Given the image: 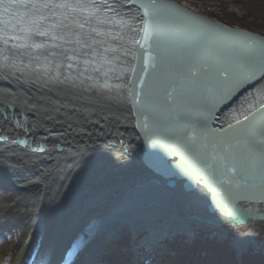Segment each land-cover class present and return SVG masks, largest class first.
Wrapping results in <instances>:
<instances>
[{
	"label": "bare ground",
	"instance_id": "obj_1",
	"mask_svg": "<svg viewBox=\"0 0 264 264\" xmlns=\"http://www.w3.org/2000/svg\"><path fill=\"white\" fill-rule=\"evenodd\" d=\"M176 2L188 7L185 1ZM196 7L188 8L209 17V12ZM150 8L158 17V28L149 29L144 36L129 95L127 89L0 69V111L7 115L0 113V137H8L0 144H10L17 150L0 147V164L12 169L14 175L10 176L26 177L15 185L17 190L28 187L36 193L31 239L12 264H28L35 233L54 213V200L48 206L50 199L42 178L48 180L55 172L68 178L58 196L75 189L82 193L74 204L65 206L77 219L65 225L63 237L68 236L58 242L61 245L53 252L50 264L64 262L67 250L89 225L103 222L104 240L115 237L116 229H109L128 221L133 224L134 219L121 214H125L124 209L137 207L134 204L171 210L172 226L189 233L188 226L195 221L178 217L173 202L180 198L185 206L197 195L185 194L181 186L168 191L163 184L167 179L155 170L210 184L220 192L218 200L233 208L246 194L256 197L257 203L243 207L264 208V45L222 34L172 9ZM81 85L109 101L89 99L80 90L66 89ZM21 116L24 121L13 124L12 118ZM18 136L31 139L32 146L41 141L47 149L38 153L16 145ZM143 142L151 155V166L142 159ZM125 144L129 146L127 152ZM62 145L66 152L81 147L112 149L110 159L96 165L88 160L57 164L55 153ZM29 155L34 159L26 168L9 163V158ZM168 156H173L169 162L179 158L180 164L168 169L163 161ZM104 180L111 183L94 188ZM137 187L143 188L141 193ZM257 223L262 222L250 224L239 237L240 250L256 238L260 230ZM43 243L33 264H38ZM88 246L72 264L83 263L92 248Z\"/></svg>",
	"mask_w": 264,
	"mask_h": 264
},
{
	"label": "trees",
	"instance_id": "obj_2",
	"mask_svg": "<svg viewBox=\"0 0 264 264\" xmlns=\"http://www.w3.org/2000/svg\"><path fill=\"white\" fill-rule=\"evenodd\" d=\"M230 1L243 9L242 17L227 10L222 16L213 13L208 16L233 28L248 29L264 36V0ZM33 197L32 193L19 194L0 185V257L7 258L8 264H12L27 238ZM210 231L199 230L193 237L177 234L148 249L139 241L145 231L132 239L133 232L124 226L90 264H135L133 248L139 252V264H264V252L256 249L244 253L240 263L231 237L219 241L209 237Z\"/></svg>",
	"mask_w": 264,
	"mask_h": 264
},
{
	"label": "water",
	"instance_id": "obj_3",
	"mask_svg": "<svg viewBox=\"0 0 264 264\" xmlns=\"http://www.w3.org/2000/svg\"><path fill=\"white\" fill-rule=\"evenodd\" d=\"M114 2H120L123 8L127 9H137L141 12L135 17L137 21H132L131 23H126V25L131 24V26H134V28L130 29V31H133V35L130 37L131 44H135L137 41L139 44L142 41L144 43V36L146 35V32L151 30L152 28H158V22H157V15L152 13L150 10L152 6H159L161 9L165 11H175L183 14V16H186L190 19H194L197 22L201 23L202 25H206L209 27L216 28L220 33H225L230 36H238L240 38H246L253 40L255 42H259L264 45V36H261L258 33H253L247 29H241L237 27H230L226 26L225 24H222L216 20L210 19L207 16L199 15L196 12L192 11L191 8H188L184 6L183 4L179 2H175L173 0H113ZM150 8V9H149ZM160 25H163V22L158 20ZM118 22V21H117ZM121 22L116 23L115 25H120ZM121 26V25H120ZM25 41H28V39H24ZM3 52V50H2ZM0 51V53H2ZM127 71V74L130 71V67L125 68ZM135 80L129 84L132 88V84ZM125 82V81H124ZM130 87V91H131ZM1 114L5 117L6 114H4L3 111H0ZM13 124L16 125L17 122L24 121V117L21 116L20 119L17 117H13ZM8 139L7 136H1L0 141H4ZM32 140L27 139L25 137H17L15 140V144L19 146L24 147H30L34 152H40L44 151L46 149V145H44L41 141L35 143V145L32 146ZM144 143V142H143ZM129 146L124 145V150L127 152ZM147 145H143L142 150V158L149 166L151 164L148 162L151 155L146 152ZM58 150H61V148H58ZM173 159V156H168L163 159V161L168 166V169H174L176 166L180 164V159L177 158L173 162H169ZM157 173H159L162 177L166 178L167 181H165L163 184L165 188L168 191L174 192L178 186L182 187V190L185 192V194H196L197 199H191V202L185 206L181 204L182 200L180 198H176L173 202V206H176V214L180 218L189 219L195 221V223L202 224L206 227H213L216 229H220L223 225H234L237 227H248L250 224H253L254 222H264V208L261 207H253V208H246L243 206H247L248 204H256V200L254 196H248L241 195V198L236 201V208H233L232 205L221 203L218 200V196L220 192L218 190L213 189L210 184L205 183H195L191 182L188 177L180 176L176 173H171L167 171L160 172L158 170H155ZM155 181V180H154ZM156 182V181H155ZM246 208V209H243ZM187 213H190V215H187ZM187 215V216H186ZM43 228L42 225L39 230L35 233V237L32 242V254L30 256V259L28 260V264L34 263L35 255L38 254L39 250L41 249V242L43 241L44 234H43ZM104 225L103 222L99 221V224H96L95 227L89 225L87 228L82 231V233L79 234V236L74 240L73 247L74 251L73 254L78 257V254L82 252L83 249H86L88 244H90L88 247L91 248V251L89 252V255L84 259L83 263L81 264H89V262L97 255L100 250H102L105 245L108 243L104 240ZM31 235L29 234L28 240L31 239ZM26 241V242H27ZM23 246V245H22ZM24 247V246H23ZM22 247V249H23ZM89 248V249H90ZM21 249V251H22ZM87 249V250H89ZM246 249L243 251L242 254ZM75 258V259H76Z\"/></svg>",
	"mask_w": 264,
	"mask_h": 264
},
{
	"label": "rangeland",
	"instance_id": "obj_4",
	"mask_svg": "<svg viewBox=\"0 0 264 264\" xmlns=\"http://www.w3.org/2000/svg\"><path fill=\"white\" fill-rule=\"evenodd\" d=\"M178 1H182V0H178ZM185 3L188 4V7L197 6L199 9L202 8L204 12H209V14L213 13L217 16H222V14L226 10L227 12L235 13L239 17H242L244 15L243 9H241L234 3L232 4L230 0H222V1L220 0H185L184 4ZM66 89L80 90L84 94L86 93L88 96H85V97L89 99H98L99 101L100 100L109 101L105 97L104 99L103 97H100V95L98 96V93L94 92V90L84 88L83 85L77 88L75 86H72ZM118 95L116 97L120 98ZM99 98H102V99H99ZM0 147L5 148L10 151H17L14 147L10 146V144H2V145L0 144ZM60 147H63V145ZM110 149L112 148L87 150L81 147V148H74L72 151H67V152L65 150H62L61 152L55 153L57 155L55 159V163L63 164L64 162H71L72 164H74V163L83 162L85 160H88V161H91L92 163H95L96 165L100 162L107 161L110 159V155H109L110 154L109 152H111ZM22 158L24 159V162ZM9 159H10L9 163H11L13 166L18 167L21 165L24 168H26L27 166L30 165L29 162L31 163V160H33L34 157H31V155H29V156H21V159L20 157L19 159L18 158H9ZM31 173H32V170L30 174ZM63 174L61 175L60 173L55 172L54 174H52V177L48 180L45 179V177L42 178L44 180L43 182H46L44 184L45 186L43 187L44 191L47 192L48 198L50 199L49 200L50 202H48V206L51 205L52 204L51 201L54 200L53 201L54 213L50 217L48 223L45 224L43 228L44 247L42 249V254L40 255L41 257L38 261V264H50L51 263L52 261L51 259L53 258L52 256L53 252L55 251L56 248H59V246L61 245L58 242L65 241L68 236L66 235L65 237H63L62 232L64 231L65 225L77 219L75 218V214H71L72 212H70L68 209L67 211L65 210V206L66 204H68V206L74 204L78 198V195L81 194L82 191H80L79 189H75L74 191H71L70 193H65L63 196L62 195L58 196L59 189L62 188V186L65 184L66 180L68 179L67 176H64ZM10 175H14L12 169H10L9 167L5 168L0 164V185L2 187H7V188L9 187L10 189L18 192L19 194L20 193L21 194H31L32 193L34 196L36 195L35 191L30 190V188L28 187H23L22 189H19V190L15 188V185L17 186L19 185V181L27 180L26 177H20V176L15 177V176H10ZM21 175H28V174L22 173ZM80 178H83V177H80ZM127 178L130 179V177H127ZM119 179H122V178H119ZM109 183H111V181L109 180L99 181L98 184H96L94 188H97L99 186L100 187L108 186ZM86 185L88 186L90 185V183L86 182ZM141 187H137L139 189L138 190L139 193L142 192L141 189L143 188ZM32 205H33V202L31 203V207H30L31 215H33ZM133 206H137V207H134V209L129 208V210L124 209L123 211H125V214L124 213L121 214L126 217H131V219H134L132 220L133 224H131L130 221H128L126 223H121V224L117 223L118 225L116 228L115 227L110 228L109 230L116 229L117 231V234L112 239L118 236V234L121 232L122 227L129 226L131 227V230H134V238L137 236L139 232L145 231L143 238H141L139 241L142 246L145 245L146 248L151 249L156 244L164 241L166 238H172L173 236L177 234H181V232L178 231L177 228H174L172 226V222H171L172 218H170V216H172L174 213L171 210L165 207L164 208L162 207L151 208L146 203L142 204L141 206L140 204L138 205L134 204ZM31 220H32V216L30 217V223H31ZM121 220L122 219L118 220V222ZM257 224H258L257 226L260 227V230L259 232H257L256 238H254L252 245H254L253 246L254 249L255 248L264 249V223H257ZM188 227L190 228V232H192L191 235L197 234L199 230L205 231L201 227V225L199 224L196 225L195 223L190 224ZM247 229L249 230V228H246V227L240 228L234 225L233 226L226 225L223 229H221L219 233L217 230H214V232H212L211 235L216 236L218 237L219 240H221V239H227L228 236H230L232 232H245ZM29 230H30V226H29L28 231ZM189 233L184 232L182 234L187 235V237H191ZM0 264H8L7 258L0 257Z\"/></svg>",
	"mask_w": 264,
	"mask_h": 264
},
{
	"label": "snow or ice",
	"instance_id": "obj_5",
	"mask_svg": "<svg viewBox=\"0 0 264 264\" xmlns=\"http://www.w3.org/2000/svg\"><path fill=\"white\" fill-rule=\"evenodd\" d=\"M0 2H3V0H0ZM9 2L11 4L21 5L25 8H29V6H31L29 10L31 11L34 9L37 12L39 11V8L37 7V5H39L42 8H49V6L51 5L52 7H55V8L66 9L69 15L74 12L82 11L86 6L84 0H60L59 3H54L53 0H9ZM92 2L94 3L95 0H92ZM44 18L46 19L47 17H44ZM65 19H67V16H65ZM32 23H36V21H32ZM65 27H68V26L66 25ZM78 27L83 28L84 25L79 24ZM37 34L40 36H47L48 32L37 31ZM58 38H62V37H56V36L51 37V39L53 40H56ZM106 51H109V50L106 49ZM69 67H71V65H69ZM245 119H247V117H245Z\"/></svg>",
	"mask_w": 264,
	"mask_h": 264
}]
</instances>
